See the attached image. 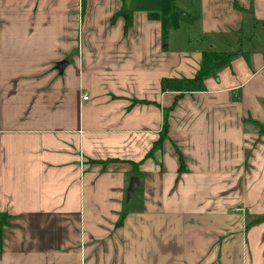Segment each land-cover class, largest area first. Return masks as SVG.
I'll use <instances>...</instances> for the list:
<instances>
[{"label": "crops", "instance_id": "obj_1", "mask_svg": "<svg viewBox=\"0 0 264 264\" xmlns=\"http://www.w3.org/2000/svg\"><path fill=\"white\" fill-rule=\"evenodd\" d=\"M141 2L0 0V264H264V0ZM208 51L240 54L145 159L177 96L161 79ZM106 160L139 165L128 202Z\"/></svg>", "mask_w": 264, "mask_h": 264}, {"label": "trees", "instance_id": "obj_2", "mask_svg": "<svg viewBox=\"0 0 264 264\" xmlns=\"http://www.w3.org/2000/svg\"><path fill=\"white\" fill-rule=\"evenodd\" d=\"M132 10L126 9L122 7L120 11L116 12L112 15L110 19V24H113L116 19L119 17L124 19V34L127 33L128 29L132 27ZM148 18L153 20L157 18V15L154 13H148ZM239 51L236 52H202L201 54V62L199 64V68L196 73L191 78H163L160 81V91L161 92H173L176 93L177 96L174 99L172 106L165 111V116L162 124V129L160 132V137L157 142H155L151 148V150L146 154L145 159L152 158L154 153L157 151H161L164 141L167 139L168 134V113L176 107L178 100L186 93L192 92H203L206 90L204 82L206 79L211 77H216L218 71L223 68H226L230 65L231 61L238 56ZM142 103V102H141ZM145 103V102H144ZM147 104H151L148 102ZM152 105H155L154 103ZM157 106V105H155ZM158 107V106H157ZM255 129L257 130L258 135H264V123H252ZM175 155L178 160V172L185 171L183 165L182 155L179 152L178 148L173 144L172 145ZM116 162L114 160H108L105 162H100L101 164ZM132 170L131 174L135 177H140L142 174L137 169L136 165L131 163ZM8 215L5 213H0V250L2 246V234L3 229L7 225ZM255 222H264V215L258 216L254 218ZM121 222H118L116 226L119 227Z\"/></svg>", "mask_w": 264, "mask_h": 264}, {"label": "water", "instance_id": "obj_3", "mask_svg": "<svg viewBox=\"0 0 264 264\" xmlns=\"http://www.w3.org/2000/svg\"><path fill=\"white\" fill-rule=\"evenodd\" d=\"M67 65V61H61L58 62L55 66V70L58 71L59 74H62L65 66ZM138 187V179L136 177H132L129 179L128 187L126 189V201L128 202L132 195L134 194V191Z\"/></svg>", "mask_w": 264, "mask_h": 264}, {"label": "rangeland", "instance_id": "obj_4", "mask_svg": "<svg viewBox=\"0 0 264 264\" xmlns=\"http://www.w3.org/2000/svg\"><path fill=\"white\" fill-rule=\"evenodd\" d=\"M134 1V4L136 5V6H140L141 5V3L143 4V3H145V2H141V0H133ZM147 4H149V5H147V8H150L151 10H157V9H155V8H157L158 7V3H156V2H153V3H151V2H147ZM158 4V5H157ZM153 6V7H152ZM157 6V7H156ZM154 8V9H153ZM179 32H182V33H184V30H182V31H179ZM181 43V41L179 42V44ZM76 52V51H75ZM76 54H77V52H76ZM153 155H155V153L153 154ZM148 159H152V160H154V156L152 157V158H148ZM106 161H108V160H106ZM114 161H116V162H109V163H125V164H128V165H130V171H129V173H128V175H130V176H133L132 174H131V170H132V165H131V163H133V162H131V161H120V160H114ZM100 162H105V161H94V163H96V164H99ZM109 163H105V164H109ZM101 164V163H100ZM105 164H103V165H105ZM133 164H135L136 165V167H137V169L140 171V169H139V165L138 164H136V163H133ZM183 165H184V163H183ZM185 168V167H184ZM140 173L142 174V172L140 171ZM133 177H135V176H133ZM117 225V224H116ZM116 227H118V226H116Z\"/></svg>", "mask_w": 264, "mask_h": 264}, {"label": "built area", "instance_id": "obj_5", "mask_svg": "<svg viewBox=\"0 0 264 264\" xmlns=\"http://www.w3.org/2000/svg\"><path fill=\"white\" fill-rule=\"evenodd\" d=\"M81 100L82 101H87L88 100V97L84 95V96H82Z\"/></svg>", "mask_w": 264, "mask_h": 264}]
</instances>
